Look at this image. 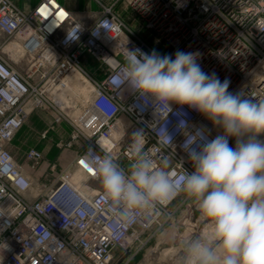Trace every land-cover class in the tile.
Returning <instances> with one entry per match:
<instances>
[{"label": "built area", "instance_id": "built-area-1", "mask_svg": "<svg viewBox=\"0 0 264 264\" xmlns=\"http://www.w3.org/2000/svg\"><path fill=\"white\" fill-rule=\"evenodd\" d=\"M126 1L161 51L125 26L114 3L98 2V15L86 21L57 0H39L26 10L0 0V264H109L113 247L138 239L137 228L159 229L171 217L169 208L182 192L166 206L118 222L87 164L92 148L97 156L107 149L126 166L131 134L144 128L145 150L157 161L170 158L168 171L179 189L192 170L186 142L204 126L209 139L215 137L211 121L187 106L162 114L143 106L124 75L127 49L173 58L176 50L199 52L203 71L228 79L230 92L264 99V0ZM16 47L17 54L4 56L3 49ZM45 109L52 123L65 120L71 127L61 146H80L73 161L30 198L32 182L10 143L32 112ZM165 129L174 133L168 146L160 142ZM42 159L38 149L25 153L31 165ZM55 169L51 163L48 170Z\"/></svg>", "mask_w": 264, "mask_h": 264}, {"label": "clouds", "instance_id": "clouds-1", "mask_svg": "<svg viewBox=\"0 0 264 264\" xmlns=\"http://www.w3.org/2000/svg\"><path fill=\"white\" fill-rule=\"evenodd\" d=\"M199 58V52L183 50L174 58L140 49H127L125 56V78L143 106L155 114L187 106L222 130L209 139L204 126L186 142L192 170L179 189L168 171L170 158L157 161L145 150L144 128L131 134L126 166L107 149L97 156L92 148L87 164L118 222L166 206L179 192L196 204L209 230L181 241L179 264H264V99L230 92V81L203 71ZM173 135L165 129L161 144L171 145Z\"/></svg>", "mask_w": 264, "mask_h": 264}, {"label": "rangeland", "instance_id": "rangeland-1", "mask_svg": "<svg viewBox=\"0 0 264 264\" xmlns=\"http://www.w3.org/2000/svg\"><path fill=\"white\" fill-rule=\"evenodd\" d=\"M57 1L61 4L59 0ZM85 1L87 7L83 11H89V13L83 17L84 20L90 21L98 15V2L109 4L114 3V10L117 14H119L125 26L140 32L148 43H155L154 47L158 49V51H161V48L155 42L154 36L150 35L146 31H141V21L138 20L135 12L127 5L126 0ZM14 50L15 52H7L3 49L4 56H14L17 54L16 50L19 49L16 47ZM0 51H2V47H0ZM8 53H11V55ZM35 112L36 111L32 112L24 125L17 130L10 143V151L14 159L22 167L24 173L32 182V189L28 193L30 198L34 197L37 192V188L41 184L53 180L58 175L60 170L69 164L72 158V148H65L61 146L71 132L70 125L65 120H62L60 124L63 123L66 125L65 132H63L59 130L58 124L52 123V116L47 115L43 117ZM44 130H47L46 137L41 138V133ZM232 145L234 146V143ZM79 146L80 145H78V147ZM78 147L76 146L77 149H79ZM30 148H35L42 152L43 159L40 163L31 165L25 160V153ZM59 154L60 157L57 158V155ZM51 163H56V169L53 172L48 170ZM77 179L78 178L75 180ZM169 211V213H171V217L167 219L166 222L162 223L161 228L158 229L159 226L157 224H154L147 229L137 228V231L139 232L137 240L133 241L126 247H122L120 245L113 247V258L109 264H139L138 260L144 253V250L150 246L149 244L153 236L150 237L148 235L151 233H159L166 229H172V231L175 232H186L195 236L209 230L207 225L200 221L199 211L196 204L192 200H189L183 193L175 199L170 206ZM166 217L167 216L164 214L160 221H163ZM166 247L169 246L163 244V246H160L159 249L162 250ZM148 257L150 260L154 258L155 252H151Z\"/></svg>", "mask_w": 264, "mask_h": 264}, {"label": "crops", "instance_id": "crops-1", "mask_svg": "<svg viewBox=\"0 0 264 264\" xmlns=\"http://www.w3.org/2000/svg\"><path fill=\"white\" fill-rule=\"evenodd\" d=\"M12 1L17 6H19L24 10L33 7L38 3V0H12ZM59 1L78 20H84L83 17L87 13H89V11H83L87 7L85 0H59ZM36 112L43 117L47 115L52 116V112L49 109H45L41 111L39 110ZM65 126L66 125H64L63 123L62 124L58 123L59 130L63 132H65ZM77 151L78 149L76 148V146L72 147V158L70 161H73ZM59 157L60 154L57 155V158ZM148 236L150 237L153 236V237L152 240L150 241L149 244L150 246H148L144 250V253L141 255L140 259L138 260L139 264H179V257L181 255V241L193 235H191V233L175 232L172 231V229L170 230L166 229L159 233L158 232L151 233ZM163 244L169 247L160 250L159 247L163 246ZM153 251L155 252V257L150 260L148 256Z\"/></svg>", "mask_w": 264, "mask_h": 264}, {"label": "bare ground", "instance_id": "bare-ground-1", "mask_svg": "<svg viewBox=\"0 0 264 264\" xmlns=\"http://www.w3.org/2000/svg\"><path fill=\"white\" fill-rule=\"evenodd\" d=\"M211 130H212L213 135H215V136L220 132V130L214 126L212 127Z\"/></svg>", "mask_w": 264, "mask_h": 264}]
</instances>
